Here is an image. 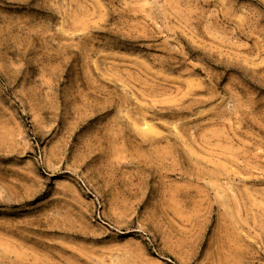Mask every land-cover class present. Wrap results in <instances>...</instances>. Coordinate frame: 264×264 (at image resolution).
Segmentation results:
<instances>
[{
	"label": "rangeland",
	"instance_id": "rangeland-1",
	"mask_svg": "<svg viewBox=\"0 0 264 264\" xmlns=\"http://www.w3.org/2000/svg\"><path fill=\"white\" fill-rule=\"evenodd\" d=\"M0 264H264V0H0Z\"/></svg>",
	"mask_w": 264,
	"mask_h": 264
}]
</instances>
